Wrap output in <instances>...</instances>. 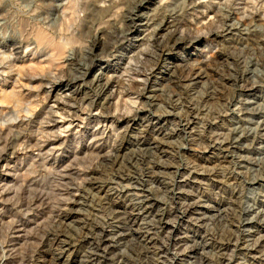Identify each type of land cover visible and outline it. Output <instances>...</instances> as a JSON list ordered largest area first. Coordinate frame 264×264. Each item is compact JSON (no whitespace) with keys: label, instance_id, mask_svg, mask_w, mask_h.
Listing matches in <instances>:
<instances>
[{"label":"rangeland","instance_id":"374dc122","mask_svg":"<svg viewBox=\"0 0 264 264\" xmlns=\"http://www.w3.org/2000/svg\"><path fill=\"white\" fill-rule=\"evenodd\" d=\"M166 1L162 5L159 4L160 0H147L148 3L136 6L135 14L129 13L128 9L118 14L122 0H80L78 10L83 12V16L73 19L61 15L65 10L64 0H40L43 7L34 17L17 14L11 0H5L0 5V17H3V24H0V59L11 57L7 66H0V122L11 121L5 124L6 128L0 129V149H3L0 159H6L0 161V169L1 164H7L0 175V244L5 247V256L0 248V264H21L22 257L26 259L23 264H30L29 256L33 253L36 255L41 248V244L31 245V241L24 240V237L17 238V234H14L15 224L24 218L18 203L26 205L34 192L45 193V203L41 204L36 223L51 226L47 221L48 215L57 205L58 198L53 191L64 188L59 182L62 171L72 177L74 170L85 168L88 176L102 177L98 172H91L92 165L90 167L88 162L79 165L73 156H82L89 145L87 133L92 131V124L96 125L97 120L101 121L100 126L104 125V115L110 116L104 125L107 130L112 126L125 140L132 141L138 137L141 142L146 141L132 145L124 143L125 147L118 152L127 160L135 161L125 166L123 171L124 174H131V178L120 180L107 172L108 176L105 177L113 178L114 182L101 191L89 190L99 201L94 210L79 203L69 207L80 213L72 212L65 217L62 212L58 220L55 219L56 222H62L59 227L61 231L67 233L68 224V234L76 236L74 227L79 225L83 216L90 215L96 219L91 224L95 227L92 232L94 236L61 253L56 247L52 248L51 253L41 252V260L58 264H62L64 259H68V264H136L138 261L146 264H264V223L262 226L247 225L251 231L243 230L241 235L235 221L239 218L240 204L254 206L258 211L248 217L257 216L264 220V204L260 201L264 200V171H259L263 179L253 184V190H249L252 184L246 182L251 172L249 161L262 157L261 149L257 147L264 146V140L242 139V148L229 147L225 141L232 138L231 129L240 123L234 116L224 115L226 110L222 104L201 99L206 85H211L213 79L228 98L234 96L252 101V108L260 111L259 116L253 117L252 123L245 124L246 127L255 129L260 123L264 125V75L257 79L255 88L251 89V81L247 80L237 83L233 92V81L224 75L230 72L240 74L249 59L264 69V21L256 15L251 21L237 23V14L225 13L227 24L240 26L245 29V33L235 29L232 34L214 36L212 33L211 42L202 38L196 45L188 46L186 43L174 49V54L161 56L148 74L145 95L138 97L144 73L136 71V66H129L128 61L148 41V33L156 27L155 21L159 22L167 10L174 11L173 20H170L174 22L172 26L176 27V31L168 44L171 45L173 39L180 36L181 29L196 27L205 21L199 18L200 11H205L209 5L200 3L199 7L187 12L181 8L182 0ZM22 2L27 3V0ZM94 2L101 6V11H96ZM210 6L213 9L210 8L211 14L220 11L218 4ZM142 13L145 17L136 18ZM129 16L145 24L139 27L138 32H133L132 39H140L134 45L127 44L119 36L118 25L123 22L126 25ZM150 17H155L154 26L150 24L154 18L151 20ZM38 35H42L43 41L38 40ZM156 37L150 42L157 49ZM25 49L28 51L25 52ZM114 49H126L127 54L123 58L113 59L110 53ZM166 65H169L170 70L165 73ZM129 67L134 68L131 69L134 73L129 71ZM181 68L186 69L185 73L190 68H196L194 71L202 68L208 72V76L197 77V83L187 77L180 86L175 85L176 80L169 84L167 78L170 73L176 71L178 74ZM128 79L134 80L129 83ZM106 80L111 82V87L101 92ZM126 82L132 84L131 89L134 91L130 89L127 92L124 89L129 87ZM119 90H122L120 97L116 95ZM129 92L133 100L139 99H136L138 103L130 105L133 109L138 108L139 102L147 105L138 112L135 120H132V116L122 118L117 115L119 111H129L128 105L125 106L123 102V94ZM171 94H174L173 97H170ZM148 96H155L156 99L150 100L146 98ZM170 98L173 99L172 105L168 104ZM117 100L122 105L116 109L113 103ZM164 110L173 115L158 119V114ZM87 113L89 120L86 119ZM17 116L20 118L16 119ZM81 118L85 119L81 124L77 123V119ZM69 121L71 124L67 125ZM43 125L53 130L51 133L49 131L50 136ZM38 130L47 136L44 135V138L39 133L40 136ZM48 139L54 153L42 154L47 163L43 167L34 145ZM21 140L22 145L19 144ZM106 149L107 146L101 151ZM140 155L148 160L146 164L135 160ZM72 163H75L74 167ZM69 164L71 168L67 170ZM53 165L57 167L51 175L48 170ZM142 171L145 172L142 179H137L135 175L140 176ZM67 208L62 206V211ZM10 221L15 223L9 226ZM34 227L35 224H32L26 226L25 230L19 229V234L24 236L27 229ZM61 233L59 237L64 239ZM90 252L95 254L91 255ZM134 252L139 255L136 256Z\"/></svg>","mask_w":264,"mask_h":264},{"label":"bare ground","instance_id":"6f19581e","mask_svg":"<svg viewBox=\"0 0 264 264\" xmlns=\"http://www.w3.org/2000/svg\"><path fill=\"white\" fill-rule=\"evenodd\" d=\"M167 2L166 0H160V3L159 4H162V3H165ZM181 2V1H180ZM183 2V7H181L183 10L186 9L187 10H190V9H194L196 7H199L200 6V3H196L194 0H188V3L187 1L185 2V0H182ZM110 3V2H109ZM148 3L147 0H144L143 3H140L138 4L139 6L141 5H144ZM174 3V2H173ZM111 4V3H110ZM203 4V3H202ZM206 4V3H204ZM209 5L206 6V10L201 12V16L199 18H201L202 20H206L209 16L211 15H215L216 13H213L211 14V11H210V8L212 9V6H210L211 4L214 5L213 3H211V0H209L208 2ZM107 5V4H106ZM163 5V4H162ZM116 6V5H115ZM179 6V5H178ZM181 6V5H180ZM93 7H95L96 11H101V6L98 5L96 2H94L93 4ZM176 7V6H175ZM111 8V7H110ZM174 8V6H173ZM161 9V8H160ZM177 10V8H175ZM180 9V8H179ZM203 9V8H202ZM171 10V9H169ZM167 10L166 13L168 15V17L166 16V13L164 12L162 14V17L160 19L159 22L155 21V17H150L151 20L153 19V21L151 22L150 20V24H152L154 21L156 22L155 23V26L158 24V23H161L162 21V24L161 26L157 29V32L155 33V35L152 37L151 40L154 39V37H156L157 33L159 32V36L158 38L156 37L157 41H158V47L156 49V51L159 53V56L156 60H160L161 59V56H164V55H172L174 54L173 50L176 49L177 47H180L181 45L183 44H186L188 46H193V45H196L197 43H199L202 38L195 44H189V42L187 40H184V39H181V37H177V38H174L173 41L170 43L171 45H168L170 40H172V38L174 37V32L176 31V27L175 26H172L174 22H172V17H173V14H174V11H169ZM173 10V9H172ZM182 10V11H183ZM198 10V9H197ZM201 10V9H200ZM213 10V9H212ZM163 11V10H162ZM185 11V12H186ZM181 13V11H179ZM188 12V11H187ZM177 13V12H176ZM179 13V15H180ZM190 13V12H189ZM193 13V12H192ZM230 14V13H229ZM232 14H236L235 12H232ZM130 15V14H129ZM156 17H158V14L156 13ZM175 15V14H174ZM196 15V14H195ZM106 16V15H105ZM149 16V15H148ZM178 16V15H177ZM126 17V16H125ZM124 17V18H125ZM142 17H145V15L142 14H139L137 15L136 18H142ZM179 17V16H178ZM184 17V16H183ZM195 19H196V16H194ZM128 18V17H127ZM126 18V19H127ZM172 19V20H170ZM91 20V19H90ZM107 20V19H106ZM229 20V19H228ZM140 20H136L134 17H130L127 19V23L126 25H129V24H132L133 22L135 23L136 27H135V31H139V27H141L142 25H145L144 22L143 24L141 22H139ZM148 21V22H149ZM204 22V21H203ZM124 23V22H123ZM182 23V22H181ZM202 23V22H200ZM225 24H226V27L222 30V31H218V32H214V36H220V35H226L228 33H231L234 29L237 30L239 33H242L244 32L243 29L240 28V26H235V25H228L227 24V19L225 21ZM147 25V23H146ZM154 26V24H152ZM176 25V22L175 24ZM152 26V27H153ZM151 27V28H152ZM178 27V26H177ZM154 28V27H153ZM102 31V30H101ZM171 31V35H167L168 33H170ZM148 32H149V29H148ZM164 32V34H163ZM249 32V31H248ZM150 33V32H149ZM148 33V34H149ZM245 33V32H244ZM251 33V32H249ZM247 33V34H249ZM254 33V32H253ZM176 34V33H175ZM232 34V33H231ZM147 35V34H146ZM96 37V36H95ZM148 38V36H147ZM70 39V38H69ZM138 38H135L134 41H136ZM143 39V38H142ZM38 40L40 41H43V37L42 35H38ZM140 40V39H138ZM148 40V39H147ZM156 41V42H157ZM148 42V41H147ZM154 41H152L153 43ZM154 44V43H153ZM134 45V44H133ZM155 46V45H154ZM131 58V57H130ZM155 60V61H156ZM129 64V63H128ZM127 64V66H128ZM175 65V64H174ZM254 65V66H253ZM259 63H254L252 62L251 59H249L246 64L243 66L242 70H241V73H237L238 75H235V74H232L231 72L228 73L227 75H225L226 79H231V81H233V87H232V92H233V89L235 87V85L238 86L237 83H242V82H246L247 80L248 81H251V85H250V88H255L257 85L256 83L258 82L257 79L262 77L264 75V69H261L259 67ZM130 66V65H129ZM253 66V69H251V67ZM132 67V66H131ZM126 69H128L126 67ZM131 69H134V68H130L129 67V71H131ZM177 69V68H176ZM188 69V68H187ZM196 69V68H194ZM194 69L192 70L191 68L187 71V73H185V70L186 69H183L181 68L179 73L177 74L176 71L172 73H170V76L167 78L168 82H170L169 84H171L174 80H176V83L175 85L177 84L178 86H180V83L182 80H184L185 78L187 77H191L190 79L191 80H194V83H197V80L195 81V79H197V77H202V76H208V72L205 70V69H202V68H198V71H194ZM170 70V67L169 65H166L165 68H164V72L166 73L167 71ZM128 71V72H129ZM137 71V70H136ZM131 73H134L131 71ZM210 73V72H209ZM142 74V73H141ZM168 74V73H167ZM210 75V74H209ZM134 77V75H132ZM136 76V75H135ZM138 76V75H137ZM102 77H105V76H102ZM109 78V77H108ZM132 78V77H131ZM140 78V77H139ZM96 80V79H95ZM114 80V79H113ZM112 80V81H113ZM124 80V79H123ZM122 80V81H123ZM127 80V78H126ZM131 79H128V81H130ZM134 80V79H133ZM132 80V81H133ZM140 80V79H139ZM141 80H142V87L141 89L139 88V85L137 88H139V92L137 93V96L138 97H143L145 95V91L148 89L147 85L149 83V78L147 76L146 80H145V76L144 78L141 77ZM165 80V79H164ZM219 80V79H218ZM221 80V79H220ZM99 80L97 79L96 82H98ZM109 81V80H108ZM107 80L102 84V87H101V92L105 91L111 87V82H108ZM132 81H130L129 83H131ZM199 81V80H198ZM125 82V81H123ZM141 82V81H140ZM139 82V83H140ZM210 82V81H209ZM128 83V82H126ZM128 83V84H129ZM232 83V82H231ZM250 83V82H249ZM123 84V83H122ZM121 84V86H122ZM136 84V83H135ZM127 85V84H126ZM131 85L132 84H129L127 88H124L125 90H130L131 89ZM218 83L217 81L211 79V85L209 84V86L206 85V88H205V91H204V94L203 96L201 97L202 100H215L216 102H218L220 105L222 104L224 107H225V110H226V113L224 115H230V116H234L236 119H237V122H239L240 124H238L237 127H234L233 129H231V136L232 138H230L229 140L225 141L229 147H235V148H242L243 146L240 147V141L242 139H248V138H252L253 141H258V140H264V125L263 124H258L256 125L255 129H250L248 126L246 127L245 124H250L253 122V117L255 115H258L260 114V111H255L256 109H253L254 107L250 105V103H252V101H246V100H243L241 97L239 98H235L233 96V98H228L224 93V91L222 89H219L218 88ZM99 86V85H98ZM113 86V85H112ZM170 86V85H169ZM174 86V85H173ZM120 87V86H119ZM136 87V86H135ZM115 88V87H114ZM249 88V89H250ZM111 89V88H110ZM113 89V88H112ZM118 89V87H117ZM122 89V88H121ZM124 89H122L124 91ZM245 89V88H244ZM121 90V91H122ZM132 90V89H131ZM136 90V89H135ZM150 90V89H149ZM153 90V89H152ZM240 90V89H239ZM114 91V90H113ZM112 91V92H113ZM121 91L119 90L116 95H120L121 94ZM134 91V90H132ZM175 91V90H174ZM126 92V91H125ZM232 92H230L232 94ZM237 92V91H236ZM74 93V92H73ZM135 93V92H134ZM130 92L129 93H125L123 94V98L125 99L123 102L125 106L128 105L129 107V111H131L133 113L132 117L133 119L132 120H135L134 117H136L138 115V112H140L141 110H144L143 108L139 109L137 108L136 110L133 109V106L131 107L130 105L132 103H138L136 99H138V97L133 100V98L130 97ZM229 94V92H228ZM122 95V94H121ZM174 94H171L170 97L172 96L173 97ZM176 95V94H175ZM236 95V94H235ZM239 95V93H238ZM70 96V95H69ZM72 96V95H71ZM240 96V95H239ZM120 97V96H119ZM127 97V98H126ZM85 98V97H84ZM150 100H155L156 97L155 96H148L146 97ZM67 99V98H66ZM119 99V98H118ZM127 99V100H126ZM62 100V99H61ZM109 100V99H108ZM139 100V99H138ZM82 101V100H81ZM111 101V100H110ZM172 101L173 99L171 100V98L169 99V102L168 104L169 105H172ZM65 102H67L65 100ZM69 102V101H68ZM80 102V101H79ZM72 103V102H71ZM69 103V104H71ZM111 103V102H110ZM140 104H143L142 102H139ZM82 103L80 102V105ZM188 104V103H187ZM74 105V103H73ZM89 105V104H88ZM86 105V106H88ZM113 105L115 106V108H120L119 106L122 105V103H120V101H115L113 103ZM136 105V104H135ZM134 105V106H135ZM85 106V107H86ZM113 106V107H114ZM84 107V106H83ZM137 107V106H136ZM253 107V108H252ZM53 108V107H52ZM63 108V107H62ZM87 108V107H86ZM85 108V109H86ZM90 108V107H89ZM84 109V108H83ZM88 109V108H87ZM111 109V108H110ZM89 110V109H88ZM263 110V109H262ZM63 111V110H62ZM109 111V109H108ZM108 111L106 113H108ZM114 111V110H113ZM119 111V110H118ZM55 112V111H54ZM69 113H70V110H69ZM114 113V112H113ZM61 114V113H60ZM65 114V113H64ZM79 114V113H78ZM110 114V113H109ZM116 114V113H115ZM173 115V113H170L166 110L162 111L161 113L158 114V119L161 117V116H166V115ZM217 115H221V114H217ZM68 117L69 115H64V117ZM81 116V115H80ZM79 116V117H80ZM85 116V115H84ZM113 116V115H111ZM156 116V115H155ZM89 114L87 113L86 114V119L89 120ZM98 117V116H97ZM126 116H122V118H125ZM70 118V117H69ZM74 118V117H73ZM78 118V116H77ZM108 118L110 119V116L108 115H104L103 116V123L105 125V123L107 122ZM128 118V116H127ZM234 118V119H235ZM83 119L85 118H81V119H77L78 122L77 123H82L83 122ZM120 119V118H118ZM54 121V119H52ZM51 120V121H52ZM72 121V120H71ZM41 122V121H40ZM95 122V121H94ZM112 122V121H111ZM28 123V122H27ZM55 123V122H54ZM100 123L101 121H98L97 120V123L96 125H93V128H92V131L90 133H87V138H88V143L89 145L87 146V148L83 151V154L81 157H77V154H74L73 158H75V161L79 164V165H83V163L85 162H88L90 167H91V172H98L102 175V177H96V176H88V172L87 170H85V168H81V169H78V170H74V173H73V176L70 177L69 173H67L66 171H62L60 176H59V182L60 183V186L63 185L64 188H60V189H56L53 191L54 193V196L58 197L57 198V205L49 211V214L50 216L48 215V222L51 224L50 225H46V226H43V225H38L36 222V216L39 212V209L41 207V204L45 203L44 200V195L40 192H34V195L32 197V199L28 200V202L26 203V205L24 204H21V203H18V208L20 210H22V214H23V219L19 220L17 224H15L14 226V234H17V238L18 237H24L23 239L24 240H29L31 241V245H36V244H41V248L40 250L37 252V254L35 255V253H33L32 255H30V259H31V262L30 264H58L57 262H49L48 261H45V260H41L40 259V256L39 254H41V252H45V253H51V250L53 247H56L57 250H59V252H64V251H67L70 249V247H74V246H77L79 243H85L88 239L92 238V235L94 236V234L92 233L93 232V229L95 228L94 227V224L91 225L92 223H94V221L96 220L93 216V218L90 216V215H85L83 216L82 219H80L79 221V225L77 227H74L73 230H75V233H76V236H72V235H69L68 234V230H69V227H68V224L66 225L67 226V233L64 231V230H60L59 227L60 222H56V220H58L57 218L60 217L59 215H61V213H65L63 216H67L70 214V213H80L79 211L73 209V208H70L69 206L70 205H74V204H81V205H85L87 207H90L92 210L95 209V206L97 205V203L99 202L98 200H96V198L90 193L89 190H97V191H101V190H104L105 188H108L109 187V184L110 183H113V178H117V179H120V180H127V179H130L131 178V174H124L123 171L125 170V166H129L128 164L135 162V161H129L127 160V158H124L123 156H121L118 152L119 150L124 146V143H128V144H139V143H142V142H146L145 140H143L142 142L138 139V137H135L134 140L132 141H129V140H125L123 139V137L119 134H117L115 131H114V127L110 126L109 127V130H107L108 128H105L104 125L103 126H100ZM40 124V123H39ZM45 124V123H44ZM49 124V123H48ZM71 122L69 121L67 125H70ZM46 125V124H45ZM111 125V123H110ZM23 126V125H22ZM26 126V124H25ZM32 126V125H30ZM44 126V125H43ZM28 127V126H27ZM41 127V125H40ZM39 127V128H40ZM45 127V126H44ZM43 129L45 131H47V133H49V129L50 127H45ZM54 127V126H53ZM69 127V126H68ZM107 127V126H106ZM6 128V127H4ZM3 128V129H4ZM20 128V126L18 127ZM22 128V127H21ZM31 128V127H30ZM63 128V126L61 125V129ZM66 128V127H64ZM116 128V127H115ZM36 129V128H35ZM56 128H54L55 130ZM60 129V127H59ZM83 129V128H82ZM20 130V129H18ZM26 130V129H25ZM63 130V129H62ZM66 130V129H65ZM68 130V129H67ZM8 131V130H7ZM10 131V130H9ZM23 131V129L21 130ZM20 131V132H21ZM37 131V130H36ZM41 131V129H40ZM44 131V132H45ZM53 131V130H51ZM50 131V133H51ZM56 131V130H55ZM59 131V130H58ZM61 131V130H60ZM80 131V130H79ZM108 131V132H107ZM127 131V129H126ZM63 132V131H62ZM88 132V130H87ZM3 133V132H2ZM41 133L39 132L38 130V134ZM46 133V132H45ZM50 133L48 134L50 136ZM55 133V132H53ZM57 133V131H56ZM7 134V133H6ZM16 134V133H15ZM15 134H13L14 136H16ZM22 133H20L21 135ZM26 134V133H25ZM37 134V133H36ZM43 134V133H41ZM41 134H39L40 136H42ZM80 134V133H79ZM82 134V133H81ZM8 135V134H7ZM43 134V137L45 138V135ZM84 135V134H83ZM82 135V136H83ZM114 135V137L112 138V136ZM13 136V137H14ZM28 136V135H27ZM30 136V135H29ZM28 136V137H29ZM24 137H26L24 135ZM16 138V137H15ZM41 138V137H40ZM79 138V137H78ZM11 139V138H10ZM31 139V138H30ZM42 139V138H41ZM40 139V140H41ZM23 140V139H22ZM22 140L19 144H23L22 143ZM28 140V139H27ZM26 141V140H25ZM29 141V140H28ZM6 142V141H5ZM24 142V141H23ZM35 142V140H34ZM33 142V143H34ZM64 142V141H63ZM80 142V141H79ZM78 143V142H77ZM95 143H97L96 145H94ZM98 143L100 144L99 146ZM9 144V142H8ZM11 144V142H10ZM12 145V144H11ZM76 145V144H75ZM84 145V144H83ZM130 145V146H131ZM219 145V144H218ZM3 146V145H2ZM5 146V145H4ZM8 146V145H6ZM5 146V147H6ZM52 143L49 142V139L48 141H45L44 143L42 144H38V143H35L34 147H35V150L38 152L36 154H38V158H40L42 160L41 162V165L44 167L47 163H45L46 160H44L43 156L42 155L43 153L46 155V154H50V153H54V148L52 147ZM58 146V145H57ZM105 146L108 147V150L106 149V151L102 152L101 149H103V147L105 148ZM14 147V146H13ZM56 147V146H55ZM125 147V146H124ZM9 148V147H8ZM11 148V147H10ZM18 148V147H17ZM16 148V149H17ZM57 148V147H56ZM80 148V147H78ZM128 148V147H127ZM250 148V147H249ZM248 148V149H249ZM251 148H254V147H251ZM258 149H261V152L260 154H263L262 157H259V158H253L251 161H249V163L251 164V167H250V170L251 172L249 173V178L246 180V182H249L250 184H252V187L249 188V190H253L255 187L253 186V184H255L257 182V180H261V178L263 176V174H261L259 171H264V146H259L257 147ZM14 149V148H13ZM26 149V148H24ZM129 149V148H128ZM134 149V148H133ZM257 149V150H258ZM82 150V149H81ZM12 151V150H11ZM10 151V152H11ZM20 151V150H19ZM28 151V150H26ZM3 152V151H2ZM76 152V151H75ZM132 152V151H131ZM13 153V152H12ZM11 153V154H12ZM28 153V152H27ZM80 153V152H79ZM82 153V152H81ZM109 153H111V155H108ZM3 154V153H2ZM26 154V152H25ZM33 154V153H32ZM56 155V154H55ZM19 156V155H18ZM25 156V155H24ZM51 156V155H49ZM12 157V156H11ZM3 159L5 158H2L0 159V161H2ZM62 159V158H61ZM238 159V158H237ZM6 160V159H5ZM27 160V159H26ZM135 160L138 161H142V164L146 162H148V160L140 155L139 157H136ZM241 160V158H240ZM32 161V160H31ZM72 160H70L71 162ZM56 162V161H55ZM69 162V163H70ZM23 163V162H22ZM32 163V162H31ZM56 165V163H54ZM73 164V163H72ZM75 164V163H74ZM74 164H73V167H74ZM37 165V164H36ZM35 165V166H36ZM52 165V164H51ZM53 165V167L51 168V170L49 169L48 172H50L49 174H51L52 172H54L56 169L57 166ZM4 166H7L6 163L4 164H1V169H0V175H1V170L3 169ZM31 166V165H30ZM39 166V165H38ZM59 166V165H58ZM77 166V165H75ZM87 166V165H85ZM33 167V166H32ZM65 167V165L63 166ZM70 167V164L69 166H67V170H69L68 168ZM180 166H177L176 168H179ZM22 168V167H20ZM30 168V167H29ZM28 168V169H29ZM39 168V167H38ZM37 168V169H38ZM64 168V169H66ZM71 168V167H70ZM27 169V170H28ZM40 169V168H39ZM48 169V167H47ZM46 169V171H47ZM60 169V168H59ZM57 169V170H59ZM25 170V169H24ZM258 170V171H257ZM60 171V170H59ZM145 171V170H144ZM29 172V171H28ZM28 172L26 174H28ZM34 172V171H33ZM42 172V171H41ZM107 172H111L112 175H113V178H108V177H105L107 175ZM259 172V173H257ZM18 173V171L16 172ZM15 173V174H16ZM23 173V171H22ZM30 173V172H29ZM38 173V172H37ZM263 173V172H262ZM21 174V173H20ZM24 174V173H23ZM31 174V173H30ZM36 174V172L34 173ZM33 174V175H34ZM41 174V173H40ZM46 174V173H45ZM109 174V173H108ZM145 174V172L142 171V173L140 174V176H137L135 175V177L137 179H142V176ZM18 175V174H17ZM16 175V176H17ZM32 175V176H33ZM44 175V174H43ZM52 175V174H51ZM31 176V177H32ZM108 176V175H107ZM30 177V178H31ZM34 177V176H33ZM52 177V176H50ZM55 177H56V174H55ZM38 178V177H37ZM48 178V176H47ZM16 179V178H15ZM40 179V178H39ZM58 179V178H57ZM263 179V178H262ZM23 180V179H22ZM33 180V179H32ZM80 181H83V187H80L79 185V182ZM17 182V181H16ZM20 182V181H19ZM24 182V180H23ZM57 182V181H56ZM264 182V181H263ZM21 183V182H20ZM25 183V182H24ZM23 183V184H24ZM34 184H38V182L34 183ZM20 185V184H18ZM17 185V186H18ZM6 186V185H5ZM13 186V185H12ZM70 186V187H68ZM4 187V186H3ZM7 187V186H6ZM11 187V186H10ZM2 189V188H1ZM4 189V188H3ZM29 189V188H28ZM13 190V189H12ZM7 191V190H6ZM15 191V189H14ZM4 192V191H3ZM31 192V191H30ZM28 192V193H30ZM253 192V191H252ZM13 193V192H12ZM11 193V194H12ZM15 193V192H14ZM33 193V192H32ZM48 193V191L46 192ZM119 193V192H118ZM248 193H251L250 191H248ZM1 194V193H0ZM246 194V193H245ZM52 195V194H51ZM264 195V194H262ZM7 196V195H6ZM15 196V194H14ZM17 196V195H16ZM49 196V195H48ZM76 196V197H75ZM47 197V196H46ZM251 197V196H250ZM55 198V197H54ZM3 199V198H1ZM12 199V198H11ZM17 199V198H16ZM27 199V198H26ZM255 198H253L254 200ZM48 200H51L50 198H48ZM4 200H2L1 202H3ZM262 202V204H264V200H260ZM19 202V201H17ZM46 202H48L46 200ZM50 202V201H49ZM55 202V201H54ZM53 203V202H51ZM55 203V204H56ZM6 204V203H5ZM14 204V203H13ZM47 204V203H46ZM54 204V203H53ZM48 206V205H47ZM62 206L66 207L68 206V208L64 211H62ZM11 207V206H10ZM24 207V209H23ZM51 208V207H50ZM12 210V209H11ZM42 210V209H41ZM9 211V210H8ZM46 212V211H45ZM239 218L235 221L237 222V229L241 232L243 230H248V231H251L247 225H256V224H259V226H262V224L264 223V220H260L257 216H251V217H248V215H251L252 212H257L255 210V207L254 206H251V205H247V206H243V205H239ZM30 213V214H29ZM42 213V212H41ZM256 213V215H257ZM21 215V214H20ZM7 216V215H6ZM104 216V215H103ZM12 217V216H11ZM242 217V218H241ZM1 218V217H0ZM5 219V217H3ZM22 218V217H21ZM104 220L106 219V217H102ZM56 219V220H55ZM108 219V218H107ZM60 220V219H59ZM2 220H0L1 222ZM91 221V223H89ZM14 224V223H13ZM32 224H35V227L33 229H27L26 230V234L23 236V235H20L19 234V229H23L25 230L26 226L28 225H32ZM40 224V223H39ZM65 224V223H64ZM63 224V225H64ZM5 226V224H3ZM98 226V225H97ZM244 226H246L248 229H246V227L244 228ZM1 228V226H0ZM3 228V227H2ZM10 229V228H9ZM64 229V228H63ZM13 230V229H12ZM10 231V230H9ZM11 232V231H10ZM63 232V233H61ZM3 233V231H2ZM60 233L62 234V236H64V239H60ZM245 233V232H244ZM241 235L243 234L242 232L240 233ZM8 235V234H7ZM12 237V236H11ZM9 238V237H8ZM16 238V239H17ZM7 241V240H6ZM4 242V241H3ZM27 242V241H26ZM21 243V242H20ZM19 245V244H18ZM21 246V245H20ZM0 248H1V251L3 253V256H5V247L3 246V244H0ZM247 249H251V248H248ZM15 251V250H14ZM21 253V252H20ZM91 255L92 254H95V253H92L90 252ZM11 254V253H10ZM27 254V253H26ZM134 254L136 256L139 255L138 252H134ZM22 255V254H21ZM2 258V257H1ZM6 260V259H5ZM13 260V259H12ZM26 260V259H25ZM24 260V257L21 258V264H23V261ZM4 261V260H3ZM25 263V262H24ZM68 259H64V262L62 264H68ZM136 263V262H135ZM124 264V263H122ZM125 264H128V263H125ZM134 264V263H133ZM136 264H146L144 262H141V261H138Z\"/></svg>","mask_w":264,"mask_h":264},{"label":"clouds","instance_id":"9594fccd","mask_svg":"<svg viewBox=\"0 0 264 264\" xmlns=\"http://www.w3.org/2000/svg\"><path fill=\"white\" fill-rule=\"evenodd\" d=\"M143 2L144 0H122V7H120L117 12L118 14L123 13L125 9H128L129 13L135 14L136 6ZM195 2L208 3L209 0H195ZM4 3L5 0H0V5H3ZM11 3L17 10V14H25L30 17H34L36 13L40 11L41 7H43L40 0H27V3L22 2V0H11ZM79 3L80 0H64L65 10L61 13V15L67 16L69 19L82 17L83 12L78 10ZM211 3L218 4L220 11H218L215 15L209 16L207 20L196 27H185L180 30L181 39L187 40L190 45L197 43L201 38H206L208 42H211L212 33L222 31L226 27L225 21L227 17L225 13L235 12L239 17L237 23L243 20L251 21L256 15H259L260 19L264 21V0H211ZM0 24H3V17H0ZM161 24L162 21L152 29V32L148 34L149 42H146L143 46H141L135 55H133L128 61L129 65L136 66L137 71H143L145 80L148 74L152 72L155 60L159 56V53L156 51V47L152 45L150 41ZM118 27L120 38H124L127 44L133 45L135 41L132 39V34L135 31V23L133 22L129 25L120 23ZM167 35H171V31ZM24 51L27 52L28 49H25ZM126 54V49L122 51H116L114 49L113 52L110 53L113 59L123 58ZM9 59H11V57L0 59V66H7V61ZM137 107L144 108L147 107V105L138 104ZM117 115L118 117L132 116L133 113L131 111L124 110L119 111ZM19 118V116L16 117V119ZM9 122L11 121L0 122V129H3L5 124ZM0 151H3V149H0ZM108 155H111V153ZM79 185L80 187H83V181H80ZM12 223H15V221H10L9 226Z\"/></svg>","mask_w":264,"mask_h":264}]
</instances>
